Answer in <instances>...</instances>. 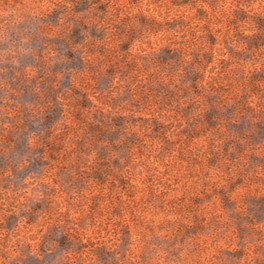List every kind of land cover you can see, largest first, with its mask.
Here are the masks:
<instances>
[{"label": "rangeland", "instance_id": "1", "mask_svg": "<svg viewBox=\"0 0 264 264\" xmlns=\"http://www.w3.org/2000/svg\"><path fill=\"white\" fill-rule=\"evenodd\" d=\"M0 264H264V0H0Z\"/></svg>", "mask_w": 264, "mask_h": 264}, {"label": "trees", "instance_id": "2", "mask_svg": "<svg viewBox=\"0 0 264 264\" xmlns=\"http://www.w3.org/2000/svg\"><path fill=\"white\" fill-rule=\"evenodd\" d=\"M102 1H106V0H95V3H101Z\"/></svg>", "mask_w": 264, "mask_h": 264}]
</instances>
